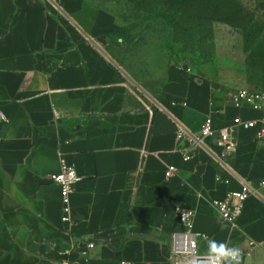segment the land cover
I'll return each mask as SVG.
<instances>
[{
  "label": "crops",
  "instance_id": "1",
  "mask_svg": "<svg viewBox=\"0 0 264 264\" xmlns=\"http://www.w3.org/2000/svg\"><path fill=\"white\" fill-rule=\"evenodd\" d=\"M115 28L96 0H0V264H171L178 211L194 213L199 254L216 240L243 250V264H264V189L235 230L213 207L243 183L258 187L264 144L239 131L234 152L214 145L185 160L176 138L178 125L199 135L207 116L221 129L260 113L178 68L153 98L136 95L109 49ZM61 159L81 178L67 225L48 180Z\"/></svg>",
  "mask_w": 264,
  "mask_h": 264
},
{
  "label": "rangeland",
  "instance_id": "2",
  "mask_svg": "<svg viewBox=\"0 0 264 264\" xmlns=\"http://www.w3.org/2000/svg\"><path fill=\"white\" fill-rule=\"evenodd\" d=\"M96 1L116 20L109 49L136 95L153 98L170 68L222 82L227 91L264 92V0L204 8L167 0Z\"/></svg>",
  "mask_w": 264,
  "mask_h": 264
},
{
  "label": "built area",
  "instance_id": "3",
  "mask_svg": "<svg viewBox=\"0 0 264 264\" xmlns=\"http://www.w3.org/2000/svg\"><path fill=\"white\" fill-rule=\"evenodd\" d=\"M229 97L234 109L258 112L260 117L244 120L237 115L233 117L228 127L218 129L214 126L213 117L207 116L201 125L199 135L188 131L183 125H178L176 138L179 142L186 143L187 146L185 160L192 158L193 151L206 150L207 147L214 145L222 149L223 157L234 152L237 148V133L239 131H253L255 142L264 144V92L238 89L230 92ZM0 118L5 120L1 110ZM174 172L175 168L170 166L165 177L170 178ZM48 180L60 189V221L63 225L70 224L72 222L71 197L75 185L81 181V178L61 159L59 172L49 176ZM258 189H264V179L260 181L257 188L246 182L241 185L239 190L228 193L220 200L213 201V207L220 222L231 230L237 229V222L242 215L244 204L250 197L257 194ZM193 218L194 213L191 211H178L179 225L182 230L169 235L168 259L171 264H208L206 255H201L198 252V240L202 236L193 233ZM249 245L253 247L254 243L249 242ZM93 247V243L87 244L88 249ZM241 251L244 254V251Z\"/></svg>",
  "mask_w": 264,
  "mask_h": 264
},
{
  "label": "clouds",
  "instance_id": "4",
  "mask_svg": "<svg viewBox=\"0 0 264 264\" xmlns=\"http://www.w3.org/2000/svg\"><path fill=\"white\" fill-rule=\"evenodd\" d=\"M206 258L208 264H243L244 262L241 249L216 240L208 242Z\"/></svg>",
  "mask_w": 264,
  "mask_h": 264
},
{
  "label": "trees",
  "instance_id": "5",
  "mask_svg": "<svg viewBox=\"0 0 264 264\" xmlns=\"http://www.w3.org/2000/svg\"><path fill=\"white\" fill-rule=\"evenodd\" d=\"M135 1L138 2V3H143L144 1H146V2H155L157 0H135ZM167 1L168 2H173L175 4L178 3V4H181V5L198 4L197 7H200V8L201 7L204 8L207 5L214 6V5L218 4V3H220V6H222V5L228 6L229 4L236 3V0H167ZM108 37L110 38L111 34H109Z\"/></svg>",
  "mask_w": 264,
  "mask_h": 264
},
{
  "label": "water",
  "instance_id": "6",
  "mask_svg": "<svg viewBox=\"0 0 264 264\" xmlns=\"http://www.w3.org/2000/svg\"><path fill=\"white\" fill-rule=\"evenodd\" d=\"M106 37H103L100 39V41H102V43H105Z\"/></svg>",
  "mask_w": 264,
  "mask_h": 264
}]
</instances>
